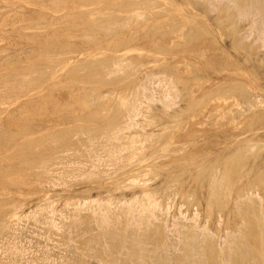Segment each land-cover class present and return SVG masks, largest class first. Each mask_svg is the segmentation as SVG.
<instances>
[{
	"label": "rangeland",
	"instance_id": "374dc122",
	"mask_svg": "<svg viewBox=\"0 0 264 264\" xmlns=\"http://www.w3.org/2000/svg\"><path fill=\"white\" fill-rule=\"evenodd\" d=\"M215 1L0 0V264H264V18Z\"/></svg>",
	"mask_w": 264,
	"mask_h": 264
},
{
	"label": "bare ground",
	"instance_id": "6f19581e",
	"mask_svg": "<svg viewBox=\"0 0 264 264\" xmlns=\"http://www.w3.org/2000/svg\"><path fill=\"white\" fill-rule=\"evenodd\" d=\"M217 1V0H216ZM215 1V2H216ZM234 1V0H233ZM232 1V2H233ZM236 1V3L234 2V4L236 5V7H237V14H235L236 16H238V15H240V16H238V17H240L241 18V16L242 17H247V14H251V12L249 13V11L251 10L252 11V15L254 14V13H256L255 15L256 16H263V18H264V0H249L247 3L248 4H246L245 2H243V1H246V0H235ZM251 1V2H250ZM218 2V1H217ZM219 2H220V0H219ZM222 2H225V1H222L221 0V3ZM232 2H227V3H232ZM219 4V3H218ZM218 4H217V6H218ZM226 4V3H225ZM233 4V5H234ZM214 5H216V4H214ZM232 5V6H233ZM235 7V6H234ZM233 7V8H234ZM235 7V8H236ZM235 10V9H234ZM236 11V10H235ZM235 13V12H234ZM244 18V19H245ZM242 19V18H241ZM263 28V27H262ZM259 32V31H258ZM250 34V33H249ZM246 36H248V35H246ZM252 36V35H251ZM250 37V36H249Z\"/></svg>",
	"mask_w": 264,
	"mask_h": 264
}]
</instances>
